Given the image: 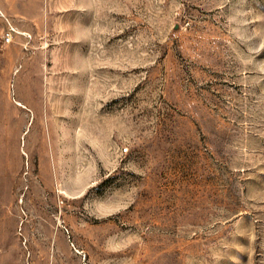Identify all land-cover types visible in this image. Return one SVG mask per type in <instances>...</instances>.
<instances>
[{
	"label": "rangeland",
	"instance_id": "rangeland-1",
	"mask_svg": "<svg viewBox=\"0 0 264 264\" xmlns=\"http://www.w3.org/2000/svg\"><path fill=\"white\" fill-rule=\"evenodd\" d=\"M0 264H264V0H0Z\"/></svg>",
	"mask_w": 264,
	"mask_h": 264
},
{
	"label": "built area",
	"instance_id": "built-area-1",
	"mask_svg": "<svg viewBox=\"0 0 264 264\" xmlns=\"http://www.w3.org/2000/svg\"><path fill=\"white\" fill-rule=\"evenodd\" d=\"M4 40H5L6 42H9V41L11 40L10 35H9V34H6V35L4 36Z\"/></svg>",
	"mask_w": 264,
	"mask_h": 264
}]
</instances>
